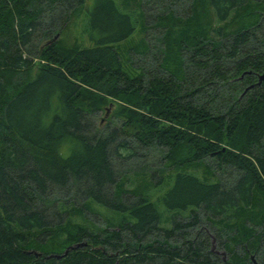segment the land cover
Wrapping results in <instances>:
<instances>
[{"label":"trees","instance_id":"obj_1","mask_svg":"<svg viewBox=\"0 0 264 264\" xmlns=\"http://www.w3.org/2000/svg\"><path fill=\"white\" fill-rule=\"evenodd\" d=\"M138 1L0 0V264H264V0Z\"/></svg>","mask_w":264,"mask_h":264},{"label":"rangeland","instance_id":"obj_2","mask_svg":"<svg viewBox=\"0 0 264 264\" xmlns=\"http://www.w3.org/2000/svg\"><path fill=\"white\" fill-rule=\"evenodd\" d=\"M142 1L145 5V9L148 10V7H151V5L153 6L156 3V1L159 2L161 0H151V2H150V0H142ZM146 1H149L150 6H148ZM186 1L188 2V0H186ZM137 2H139V1L137 0ZM175 2L176 3H174V2L172 3L170 8H173V11H175L177 13L180 12L183 8L186 10V7H189L188 3L184 2V0H182V3H180V4L178 3L179 0H176ZM135 7H138V3L136 4ZM141 8H143V7H141ZM187 11H188V9H187ZM180 13L182 15L184 14L182 12H180ZM185 13H186V11H185ZM135 17L137 20L136 31L133 34V36L131 37V40L129 42H127L126 44L128 46H131V45L136 46L137 50H139L140 52H138L136 54H132L131 56L135 59V61L138 60V58H139L138 61H140V62L143 60V63L146 64V68L151 70V65L155 64L154 61H155L156 57L158 56V54H157L158 51L155 50L154 47H152V45H149L150 46L149 49L144 51L145 47H144V45H142V43H143L142 39L145 37L147 45L149 42L150 44H154V46H161L160 41H158V39L154 38V34L155 33L158 34V33L155 32L153 29H151L147 32V35H145L143 30H142V27H141L142 19H141L140 15H137ZM81 18H82V16L77 17L75 19V24H73V25H70V23H68L65 27V30H63L62 33H60V34L59 33L57 34V38H59L61 36L63 38V40L65 42H67L68 44H70V43L72 44L75 41L74 39H77L79 42H81L83 44V46H86V47L90 46L91 42L88 40V35H87V33H85L84 28L81 26ZM116 104H117V102H115V103L111 102L106 107V108H108L106 111V115H105L104 110L99 112L98 119L99 120L101 119L102 124L108 121L111 110L115 107ZM138 155H140V154L138 153ZM161 157H162L161 153H157L154 150H152L147 155V157L145 156V159L144 158L130 157L127 160H125L123 165L126 166L130 170L129 177H131V175H132L131 169H136L138 166H144V167L147 165H149L150 167L156 166V164L160 162ZM204 164L206 165V168L203 164H200L198 167H196V168L192 167V170H191V168L189 170L195 172V174H198L199 176L204 175L208 179H211V177H212V180L215 179L216 177H226V175H230L229 174L231 172L230 168L223 169V170L217 169L215 166V163L213 161H211L209 158L204 159ZM207 166H209L213 169V170H211L212 174H208L209 172L207 173V171H206L208 168ZM157 179H158V176L155 177L154 181H156ZM163 184H165V183L162 180L160 182V185L159 184L157 185V188L161 187ZM159 209L162 211V209H164V205H162L160 203ZM166 215H168V214L164 213L163 218L166 217ZM106 218H110V219L113 218L114 220L117 219V217H114V215H112L111 211H108V210H106V209H104V208H102L96 204L90 205V211L85 212V221L88 222L89 224H94V225L99 226V227H103L105 225V219ZM206 224H209V223H206ZM206 224H204V225L207 226ZM166 225L168 226L169 224L166 223ZM211 248L213 250H215V252L218 255H220L221 257L225 258L227 256V253L221 247H218L215 239H212Z\"/></svg>","mask_w":264,"mask_h":264},{"label":"water","instance_id":"obj_3","mask_svg":"<svg viewBox=\"0 0 264 264\" xmlns=\"http://www.w3.org/2000/svg\"><path fill=\"white\" fill-rule=\"evenodd\" d=\"M242 75H243V74H241V77H242ZM262 80H264V72L258 75L257 84H260V83L262 82ZM249 87H251V86H249ZM249 87H247V88L244 90V92H245ZM81 245H82L81 243H80V244H74V245H71V246L67 247V248L64 250V252H63L62 254H60V255L50 254V255H48V257H53V256H54V257L60 258V257H62L63 255H65L70 249H75V248H77V247H79V246H81Z\"/></svg>","mask_w":264,"mask_h":264}]
</instances>
